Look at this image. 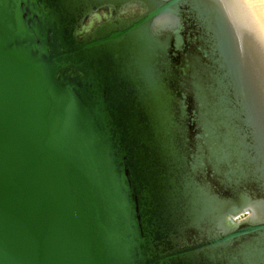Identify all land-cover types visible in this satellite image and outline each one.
<instances>
[{
    "label": "water",
    "instance_id": "water-1",
    "mask_svg": "<svg viewBox=\"0 0 264 264\" xmlns=\"http://www.w3.org/2000/svg\"><path fill=\"white\" fill-rule=\"evenodd\" d=\"M0 264H264V0H0Z\"/></svg>",
    "mask_w": 264,
    "mask_h": 264
}]
</instances>
